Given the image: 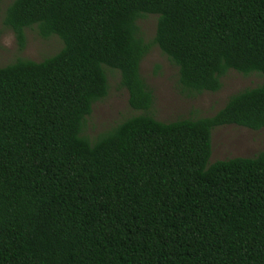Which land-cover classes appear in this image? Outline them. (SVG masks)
<instances>
[{
  "label": "trees",
  "instance_id": "obj_1",
  "mask_svg": "<svg viewBox=\"0 0 264 264\" xmlns=\"http://www.w3.org/2000/svg\"><path fill=\"white\" fill-rule=\"evenodd\" d=\"M3 22L20 49L32 27L63 48L0 67V264H264V152L210 163L215 128H264V0H14ZM153 46L189 97L230 70L263 81L162 122L140 73ZM106 67L146 113L91 140Z\"/></svg>",
  "mask_w": 264,
  "mask_h": 264
},
{
  "label": "rangeland",
  "instance_id": "obj_2",
  "mask_svg": "<svg viewBox=\"0 0 264 264\" xmlns=\"http://www.w3.org/2000/svg\"><path fill=\"white\" fill-rule=\"evenodd\" d=\"M12 1L14 0H2L0 3V67L7 66L17 59L39 62L59 53L63 48L62 40L57 35L44 39L36 27L25 30L26 45L24 49L19 48L14 32L3 22L4 13ZM157 19L156 15H147L137 22L140 35L147 43L152 42L155 37ZM105 71L109 84L108 95L94 104L84 130V135L91 140H95L101 133L125 119L146 113L129 106V95L121 86L120 72L108 67ZM140 73L155 98L149 114L162 122L210 117L225 106L231 95L257 87L263 81L259 74L246 76L230 70L221 79L220 91L189 97L179 85L178 68L157 46H153L142 60ZM261 152H264V128L253 131L227 125L213 130L210 163L236 157H255Z\"/></svg>",
  "mask_w": 264,
  "mask_h": 264
}]
</instances>
